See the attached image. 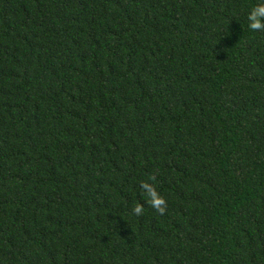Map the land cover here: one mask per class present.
<instances>
[{"label":"trees","instance_id":"1","mask_svg":"<svg viewBox=\"0 0 264 264\" xmlns=\"http://www.w3.org/2000/svg\"><path fill=\"white\" fill-rule=\"evenodd\" d=\"M262 2L0 0V264H264Z\"/></svg>","mask_w":264,"mask_h":264},{"label":"clouds","instance_id":"2","mask_svg":"<svg viewBox=\"0 0 264 264\" xmlns=\"http://www.w3.org/2000/svg\"><path fill=\"white\" fill-rule=\"evenodd\" d=\"M248 28L253 31H264V2L256 4L252 7L251 11L247 16ZM150 181L154 182L156 176L152 175L149 178ZM149 181H142L140 187L143 190V194L147 196L148 205L153 208L160 215H164L167 210V200L159 193L155 184ZM132 212L139 216L144 212V205L137 203L132 208Z\"/></svg>","mask_w":264,"mask_h":264}]
</instances>
